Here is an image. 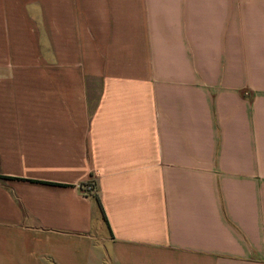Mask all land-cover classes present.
I'll return each instance as SVG.
<instances>
[{"label":"crops","instance_id":"0c3cea01","mask_svg":"<svg viewBox=\"0 0 264 264\" xmlns=\"http://www.w3.org/2000/svg\"><path fill=\"white\" fill-rule=\"evenodd\" d=\"M0 264H264V0H0Z\"/></svg>","mask_w":264,"mask_h":264},{"label":"built area","instance_id":"2783aa9c","mask_svg":"<svg viewBox=\"0 0 264 264\" xmlns=\"http://www.w3.org/2000/svg\"><path fill=\"white\" fill-rule=\"evenodd\" d=\"M83 189H84V193H86V194H88V195H89V194H93V193H95V191H96V188H95L93 182H89V183L85 184V185L83 186Z\"/></svg>","mask_w":264,"mask_h":264}]
</instances>
